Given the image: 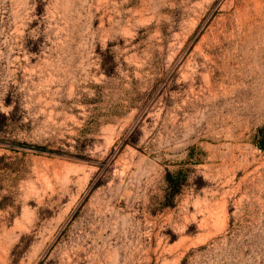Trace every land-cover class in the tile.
I'll return each instance as SVG.
<instances>
[{"label":"rangeland","instance_id":"374dc122","mask_svg":"<svg viewBox=\"0 0 264 264\" xmlns=\"http://www.w3.org/2000/svg\"><path fill=\"white\" fill-rule=\"evenodd\" d=\"M0 264H264V0H0Z\"/></svg>","mask_w":264,"mask_h":264},{"label":"trees","instance_id":"16d2710c","mask_svg":"<svg viewBox=\"0 0 264 264\" xmlns=\"http://www.w3.org/2000/svg\"><path fill=\"white\" fill-rule=\"evenodd\" d=\"M38 152H43L45 150L42 146L32 145ZM172 175L168 172L165 177V181L169 184L171 181Z\"/></svg>","mask_w":264,"mask_h":264}]
</instances>
